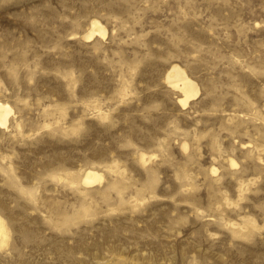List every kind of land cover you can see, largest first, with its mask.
I'll return each instance as SVG.
<instances>
[{
	"label": "rangeland",
	"instance_id": "obj_1",
	"mask_svg": "<svg viewBox=\"0 0 264 264\" xmlns=\"http://www.w3.org/2000/svg\"><path fill=\"white\" fill-rule=\"evenodd\" d=\"M0 105V264H264V0H0Z\"/></svg>",
	"mask_w": 264,
	"mask_h": 264
},
{
	"label": "bare ground",
	"instance_id": "obj_2",
	"mask_svg": "<svg viewBox=\"0 0 264 264\" xmlns=\"http://www.w3.org/2000/svg\"><path fill=\"white\" fill-rule=\"evenodd\" d=\"M94 34L99 36H105V30L98 21L91 22L90 32L86 35V39L92 38ZM166 81L168 85L181 93V99L179 103L182 106H186L189 100L193 99L197 93L198 89L196 85L187 77L185 72L178 66H172L168 73L166 74ZM12 114V110L8 106L0 105V128L4 129L8 126V119ZM215 173V169L212 170ZM103 180V175L99 172L87 170L84 172L81 178V184L85 187H92L96 183ZM7 230L5 223L0 219V247L7 242Z\"/></svg>",
	"mask_w": 264,
	"mask_h": 264
}]
</instances>
